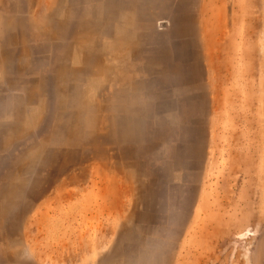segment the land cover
<instances>
[{
    "label": "rangeland",
    "instance_id": "obj_1",
    "mask_svg": "<svg viewBox=\"0 0 264 264\" xmlns=\"http://www.w3.org/2000/svg\"><path fill=\"white\" fill-rule=\"evenodd\" d=\"M217 1L200 93L133 146L109 21L151 0H0V264H264V0Z\"/></svg>",
    "mask_w": 264,
    "mask_h": 264
},
{
    "label": "crops",
    "instance_id": "obj_2",
    "mask_svg": "<svg viewBox=\"0 0 264 264\" xmlns=\"http://www.w3.org/2000/svg\"><path fill=\"white\" fill-rule=\"evenodd\" d=\"M149 3L153 10L147 9L143 15L135 6L137 14L128 20L131 28L126 31L122 29L123 15L109 21L107 140L115 144L147 143L151 134L159 130L157 119L178 117L191 105L193 94L200 93V85L207 78L212 42L219 37L215 31L221 15L217 0ZM125 37L133 39V44L124 46ZM196 68L204 71V78L193 76ZM69 87L73 90V86ZM39 101H47V97ZM166 140L175 144L185 139Z\"/></svg>",
    "mask_w": 264,
    "mask_h": 264
}]
</instances>
